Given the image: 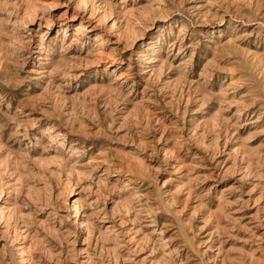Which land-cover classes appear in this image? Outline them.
<instances>
[{
  "label": "rangeland",
  "instance_id": "1",
  "mask_svg": "<svg viewBox=\"0 0 264 264\" xmlns=\"http://www.w3.org/2000/svg\"><path fill=\"white\" fill-rule=\"evenodd\" d=\"M0 264H264V0H0Z\"/></svg>",
  "mask_w": 264,
  "mask_h": 264
}]
</instances>
